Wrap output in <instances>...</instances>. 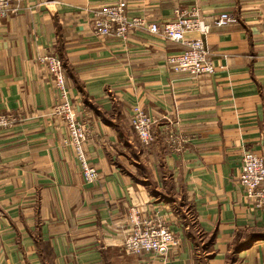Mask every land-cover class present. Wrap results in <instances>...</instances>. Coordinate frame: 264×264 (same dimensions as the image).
I'll use <instances>...</instances> for the list:
<instances>
[{"label":"crops","instance_id":"crops-1","mask_svg":"<svg viewBox=\"0 0 264 264\" xmlns=\"http://www.w3.org/2000/svg\"><path fill=\"white\" fill-rule=\"evenodd\" d=\"M114 1L11 0L0 17V113L20 118L0 129V264H264V205L238 177L244 149L264 155V0H124L158 24L193 5L209 23L235 17L211 25L214 71L196 76L166 63L184 45L145 26L96 36L93 12ZM47 53L62 58L66 97L89 127L95 181L62 144ZM134 104L155 119L148 146L130 125ZM131 205L170 225L166 254L124 250Z\"/></svg>","mask_w":264,"mask_h":264},{"label":"built area","instance_id":"built-area-1","mask_svg":"<svg viewBox=\"0 0 264 264\" xmlns=\"http://www.w3.org/2000/svg\"><path fill=\"white\" fill-rule=\"evenodd\" d=\"M14 10L11 0H0V17H7ZM232 21H235V17L227 11H222L213 18L212 23H209L204 19L200 8L193 5L189 8L175 7L172 18L161 24L146 22L141 16L129 14L124 0H117L101 5L93 12L92 30L99 37L123 39L134 27L145 26L152 33L164 35L184 45L181 51L168 55L166 63L173 72H185L196 76L214 71V63L205 41V35L211 25L221 26ZM188 32H194L196 35L187 36ZM38 60L46 65L61 96V100L52 105L51 114L59 116L66 125L67 134L62 138V144L72 149L83 180L95 181L99 177V172L90 164L84 149L89 127L78 118L75 108L66 97L63 60L54 53L43 54ZM19 119L9 112L0 113V129L12 126ZM129 121L143 146H148L155 140L156 135L152 129L155 119L141 105L132 106ZM167 137L178 148L179 143L184 140L173 131H170ZM238 177L246 197L252 204L257 208L263 206L264 155L249 148L244 149L241 153ZM126 219L128 233L124 238L123 248L127 253L154 252L163 255L175 245L173 230L162 216H143L136 206L131 205Z\"/></svg>","mask_w":264,"mask_h":264},{"label":"rangeland","instance_id":"rangeland-1","mask_svg":"<svg viewBox=\"0 0 264 264\" xmlns=\"http://www.w3.org/2000/svg\"><path fill=\"white\" fill-rule=\"evenodd\" d=\"M55 86V85H54ZM56 88V87H55Z\"/></svg>","mask_w":264,"mask_h":264}]
</instances>
